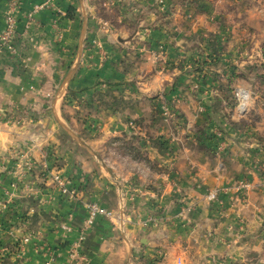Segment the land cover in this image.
<instances>
[{"label": "crops", "instance_id": "crops-1", "mask_svg": "<svg viewBox=\"0 0 264 264\" xmlns=\"http://www.w3.org/2000/svg\"><path fill=\"white\" fill-rule=\"evenodd\" d=\"M10 1L0 0V35ZM53 1L66 16L73 9L74 18L60 23L61 42L52 29V11L39 12L33 23L26 19L43 0H19L14 52L0 44V264H47V249L54 252L53 264H65L68 242L59 227L70 223V240L77 239L90 202L111 210L114 219L99 218L86 232V264H264V189L256 186L241 203L233 192L220 193L214 202L206 198L215 189L252 181L240 173L242 156L234 155L247 145L230 143L224 154L225 145L219 157L213 144L194 143L201 139L197 126L204 119L197 111L193 121L185 104L177 112L195 123V128L189 125L193 135L188 134L194 142L175 159L148 140L153 132L158 137L170 133L160 115L164 102L195 98L210 103L208 97L179 89V62L191 54L183 49L190 34L181 25L183 15L159 18L160 0ZM164 1L167 6L170 0ZM103 19L107 25H99ZM115 21L123 23L121 28ZM191 28L198 32L194 24ZM156 57L168 63H154ZM103 85L110 90L104 94L107 108L89 116L83 132H74L84 133L98 152L114 149L112 139L136 135L148 160L116 155L115 149L109 158L94 159L65 140L63 109L77 110V102L70 104L65 95L95 99ZM44 148L60 157V176L76 196L64 195L38 169L24 172L27 163H48L50 157L39 153ZM152 217L156 223L146 225Z\"/></svg>", "mask_w": 264, "mask_h": 264}, {"label": "rangeland", "instance_id": "rangeland-1", "mask_svg": "<svg viewBox=\"0 0 264 264\" xmlns=\"http://www.w3.org/2000/svg\"><path fill=\"white\" fill-rule=\"evenodd\" d=\"M58 9L61 13L52 12L55 15L54 20H58L60 24L64 17H68V14L66 16L59 6ZM156 11L158 17L162 19L172 16L176 12L179 18L183 15L185 22L182 20L181 25L183 26L185 23L189 29L187 31L190 32L185 36L186 41H183V49L186 52H191V54L189 57L186 56L184 61L179 62L181 68L179 71L183 76L179 89L188 96L208 97L210 103L201 100L196 102L195 98L192 101L187 100V102L181 103L164 102L161 106L160 115L162 114L163 120L171 127L170 133L168 137H158L156 132H153L152 137H149L148 140H152L159 147L165 148L164 151L176 159L181 148L186 147L188 142H194L193 137L189 139L188 134L193 135L189 125H193L192 128H195V123H190L188 116L177 112L178 109L181 110L178 107L187 105L188 109L192 110L190 112L192 115H188L192 117L193 121L198 117L197 111H200L204 125L197 126L200 127L201 139L194 143L208 142L210 143L208 144L209 147L213 144L212 147L216 148V156H219L218 152H221V146L227 145L225 146L227 151L225 150L224 153L227 154L230 143L231 145L234 142L239 144L242 141L247 145L246 150L243 149L241 152L237 150L234 155L238 159L242 156L244 164H241L240 173L251 177L252 181L250 182L253 184L256 182V185L254 184L249 190H238L237 187L242 182L240 181L234 186L231 184V187L226 186L213 190L218 192V196L220 193L233 192L236 200L241 203V199L247 197L256 186L264 189V0H170L167 6L165 1L164 4L159 3ZM193 20H195L193 23L195 28L198 29L196 33L191 30ZM100 24L107 25L104 19L100 21ZM114 24H117L118 28L123 25V23L118 25V21H115ZM59 27L61 28V26ZM54 35L58 42L63 40V37L59 38L57 33L54 32ZM162 48L164 49L163 46ZM163 57L158 60L156 57L154 63L161 60V64H167L168 61L164 60ZM157 67L160 68L159 65ZM154 69L156 70V68ZM100 89L95 99L77 101L75 93L70 91L65 95V100H69L70 104L72 101L77 102V110L74 112L68 108L63 109L61 121L67 131L70 132L68 133L61 128L65 140L75 143L77 149H81L85 153L88 152L89 157L94 159L109 158L115 150L116 155H127L131 159L133 158L128 153L142 157L144 154L141 148L142 144L136 141L137 139H132V136L127 133L121 138L110 140L111 144L109 142V145L115 150L107 148L100 152L90 148V143L86 141L89 139L83 137L85 136L84 133H76L77 130L83 132L80 129H83L84 122H88L89 116L107 108L108 104L104 100V94L109 95L110 90L105 85ZM161 92L162 90L159 93L161 94ZM163 93L166 92L163 91ZM194 105H197V108ZM79 107L81 109H78ZM155 111H152L151 124L155 122L153 119ZM208 111H211L210 114ZM79 115L82 117H78ZM71 117L76 121L71 120ZM6 120L18 124L13 118ZM130 125L128 121V128H132ZM183 128L185 133L177 134L178 131H183ZM112 143L115 144H113L114 147ZM129 145L132 148L135 147L133 145L141 148L140 153H135L134 148L129 150ZM256 145L260 148H256ZM44 149H40V156L43 158L53 156V161H50L49 158L45 165L38 162L27 163L22 166V169L24 172L38 169L44 178L54 181V176L61 175L59 173L61 159L57 154L51 152L50 148ZM233 170L238 172L239 166L234 165ZM59 232L64 240L60 227ZM22 248L18 247L19 252L23 251ZM157 257L162 258L161 254H158Z\"/></svg>", "mask_w": 264, "mask_h": 264}, {"label": "built area", "instance_id": "built-area-1", "mask_svg": "<svg viewBox=\"0 0 264 264\" xmlns=\"http://www.w3.org/2000/svg\"><path fill=\"white\" fill-rule=\"evenodd\" d=\"M160 4H164V1H160ZM21 8V3L19 0H11L9 3V8L7 12V19H6V25L5 28L0 35V44L2 46L7 47L9 50L14 52V46H13V39L14 35L16 33V25H17V13ZM44 10H50L53 12H60L58 9V6L54 3L53 0H44L42 3L35 5L31 11H29L26 14V19L29 23H33L35 21L36 15ZM59 21L54 20L52 23V29L59 38L63 37V33L61 28L59 27ZM243 107V106H242ZM224 146H221V150ZM54 182L59 184V186L62 189V193L64 195H70V196H76V192L72 189H69L66 187V181L60 177V175H56L53 177ZM253 183L250 181H242L240 185L237 187L238 190L240 189H251L253 187ZM208 201L214 202L218 199V192L212 191L209 193L206 197ZM86 209V217L83 222V226L78 230V238L70 240V235L74 233V229L72 228L70 223H63L60 225V231L62 232V235L64 237V240L68 242V256L67 261L65 264H86L88 261V258L84 254V243L86 240V232L95 225L96 221L99 218H108V219H114V214L111 210L105 208L104 206L98 204V203H87L85 205ZM156 219L154 217L150 218L146 225L149 224H155ZM29 238L24 239V242H28ZM45 255L49 257L47 264H53L54 258V252L50 249L44 250Z\"/></svg>", "mask_w": 264, "mask_h": 264}, {"label": "trees", "instance_id": "trees-1", "mask_svg": "<svg viewBox=\"0 0 264 264\" xmlns=\"http://www.w3.org/2000/svg\"><path fill=\"white\" fill-rule=\"evenodd\" d=\"M72 13H73V9H69V11H68V18H71V19L74 18L73 15H72ZM136 137H137V138H136ZM132 139H137L136 141H139V142H140V140H141V138H139V137L136 136V135H132ZM129 146H130V145H129ZM133 146H135V147H133L134 149L130 146L129 150L133 149V150L135 151V153H140V151H141L140 148L136 147V145H133ZM128 154H130V155L132 156V158H133L134 160H137V161L148 160V158L145 156V153L143 154L142 157H140V156H134L133 153H128ZM146 162L150 164L149 161H146Z\"/></svg>", "mask_w": 264, "mask_h": 264}]
</instances>
